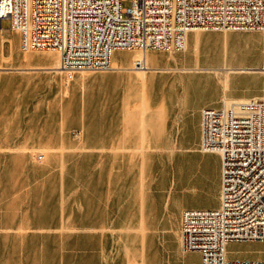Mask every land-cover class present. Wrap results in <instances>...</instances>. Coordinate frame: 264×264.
Segmentation results:
<instances>
[{
  "label": "crops",
  "instance_id": "crops-1",
  "mask_svg": "<svg viewBox=\"0 0 264 264\" xmlns=\"http://www.w3.org/2000/svg\"><path fill=\"white\" fill-rule=\"evenodd\" d=\"M6 38L0 30V264H60L61 235L89 231L101 243L92 264H201L179 247L183 210L220 204L221 157L200 148L201 110L264 101V32L189 30L180 50H146L144 73L130 68L136 52L115 49L112 68L71 76L56 50H22L19 37L15 56ZM87 160L100 163L99 219L75 203L73 164ZM207 195L210 206L179 201ZM225 254L263 260L264 240L228 241Z\"/></svg>",
  "mask_w": 264,
  "mask_h": 264
},
{
  "label": "built area",
  "instance_id": "built-area-1",
  "mask_svg": "<svg viewBox=\"0 0 264 264\" xmlns=\"http://www.w3.org/2000/svg\"><path fill=\"white\" fill-rule=\"evenodd\" d=\"M3 18L22 50H56V69L71 76L112 68L115 49L139 50L130 68L145 70L146 50H180L189 30L264 32V0H0V27ZM200 148L220 154V204L183 210L180 249L198 250L201 264H264L225 254L228 241L264 240L263 99L204 107Z\"/></svg>",
  "mask_w": 264,
  "mask_h": 264
},
{
  "label": "rangeland",
  "instance_id": "rangeland-1",
  "mask_svg": "<svg viewBox=\"0 0 264 264\" xmlns=\"http://www.w3.org/2000/svg\"><path fill=\"white\" fill-rule=\"evenodd\" d=\"M130 4V0H121V6L126 7ZM1 34L7 37L4 44L5 53H13L15 56H22L23 53L18 48L19 45V32L10 27L9 18H3L1 21ZM217 35L213 36L214 40L219 39ZM129 51L136 52L134 58L139 57L141 53L137 49H126ZM172 52V51H170ZM116 58L119 62L127 61L129 58L128 52L117 51ZM228 99L230 97H227ZM238 99V98H230ZM68 164H63V171L67 173ZM74 174H75V203L77 209L82 204L84 208L89 207L88 212L94 219H99V205L102 197V186L100 183L95 186H91L90 177L93 171L100 172V163L92 162L87 160L85 162H76L73 164ZM111 166H114L112 164ZM67 182V179H65ZM68 184L65 185V190L67 191ZM180 202H185L187 204H193L198 206H210L214 203L215 197L212 198L211 195L198 196V198H193L191 196L186 197V199L179 200ZM67 198H65V205ZM62 204V201H61ZM91 207H96L95 210ZM96 234V235H95ZM100 245L98 233L89 232H77L75 236L69 237L66 235H61L60 241V264H92V262H99L100 260Z\"/></svg>",
  "mask_w": 264,
  "mask_h": 264
},
{
  "label": "bare ground",
  "instance_id": "bare-ground-1",
  "mask_svg": "<svg viewBox=\"0 0 264 264\" xmlns=\"http://www.w3.org/2000/svg\"><path fill=\"white\" fill-rule=\"evenodd\" d=\"M185 41H186V39H185ZM186 44V43H185ZM139 55H141V54H139ZM240 69H242V68H240ZM240 69H238V70H240ZM55 70V69H54ZM135 70V69H134ZM230 70V69H229ZM255 70V69H254ZM256 70H262V69H256ZM139 73H142L143 71L142 70H140V71H138ZM144 73V72H143ZM231 100H233V99H228V98H225V105H227Z\"/></svg>",
  "mask_w": 264,
  "mask_h": 264
}]
</instances>
